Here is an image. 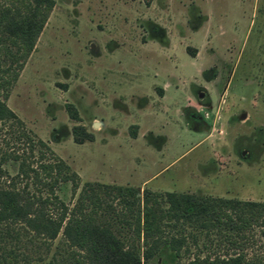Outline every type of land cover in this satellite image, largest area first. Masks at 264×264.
I'll use <instances>...</instances> for the list:
<instances>
[{
  "label": "rangeland",
  "instance_id": "1",
  "mask_svg": "<svg viewBox=\"0 0 264 264\" xmlns=\"http://www.w3.org/2000/svg\"><path fill=\"white\" fill-rule=\"evenodd\" d=\"M7 104L79 174L75 195L67 181L59 196L72 206L90 183L83 210L97 196L96 222L121 238L140 242L132 221L152 191L264 201V0H55ZM7 140L23 139L0 123V169L14 174ZM167 206L154 210L180 256L164 244L151 262L225 251L230 228L162 217ZM252 232L248 253L264 255ZM10 249L17 264H89L61 230L48 239L2 222L0 256Z\"/></svg>",
  "mask_w": 264,
  "mask_h": 264
},
{
  "label": "trees",
  "instance_id": "2",
  "mask_svg": "<svg viewBox=\"0 0 264 264\" xmlns=\"http://www.w3.org/2000/svg\"><path fill=\"white\" fill-rule=\"evenodd\" d=\"M55 0H0V123L17 132L21 142L6 141L1 162L13 160L18 170L10 174L5 167L1 174L9 177L0 185V223H20L34 233L53 239L59 231L70 246L85 250L89 264H155L151 258L164 244L180 256L181 238L161 236L163 226L154 210L156 203L168 202L162 217L179 216L202 222L208 231L231 229L224 252L194 256L176 264H260L263 256L251 253L247 247L253 243L258 227L264 236V201L224 196L203 195L193 197L176 191H152L145 195L141 208L132 221L134 236L140 242L129 241L96 222L95 198L89 199L90 207L84 209L90 183L82 187L77 200L71 206L58 194L61 184L71 183V194L79 186V174L58 155L41 137L31 134L22 119L7 104L10 91L25 62L33 50L37 38L54 6ZM78 141V140H77ZM23 178L27 181L18 185ZM29 183L33 187H29ZM116 195L128 191L132 196L137 189L132 185L96 183ZM82 191H85L84 193ZM131 223V222H130ZM223 236L224 233H221ZM19 254L10 249L0 256V264H17Z\"/></svg>",
  "mask_w": 264,
  "mask_h": 264
},
{
  "label": "water",
  "instance_id": "3",
  "mask_svg": "<svg viewBox=\"0 0 264 264\" xmlns=\"http://www.w3.org/2000/svg\"><path fill=\"white\" fill-rule=\"evenodd\" d=\"M199 94H200V96H202L203 95V92H200Z\"/></svg>",
  "mask_w": 264,
  "mask_h": 264
},
{
  "label": "flooded vegetation",
  "instance_id": "4",
  "mask_svg": "<svg viewBox=\"0 0 264 264\" xmlns=\"http://www.w3.org/2000/svg\"><path fill=\"white\" fill-rule=\"evenodd\" d=\"M200 92H202V91H199L198 94H199Z\"/></svg>",
  "mask_w": 264,
  "mask_h": 264
}]
</instances>
